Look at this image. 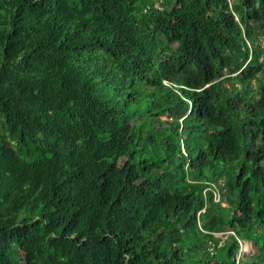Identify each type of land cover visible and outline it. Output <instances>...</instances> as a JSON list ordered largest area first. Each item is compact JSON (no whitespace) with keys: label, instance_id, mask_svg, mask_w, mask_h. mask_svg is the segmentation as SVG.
<instances>
[{"label":"trees","instance_id":"16d2710c","mask_svg":"<svg viewBox=\"0 0 264 264\" xmlns=\"http://www.w3.org/2000/svg\"><path fill=\"white\" fill-rule=\"evenodd\" d=\"M231 1L0 0V264H264V0Z\"/></svg>","mask_w":264,"mask_h":264},{"label":"rangeland","instance_id":"374dc122","mask_svg":"<svg viewBox=\"0 0 264 264\" xmlns=\"http://www.w3.org/2000/svg\"><path fill=\"white\" fill-rule=\"evenodd\" d=\"M232 1L230 0V3H231ZM263 46H264V43H263ZM162 120H166L164 117H162ZM168 120H170V119H168ZM225 233H219V234H217L218 236H222V235H224ZM254 251H255V248H254V246H253V244L252 243H248V242H244V243H242V251H241V253L240 254H243V253H245V252H247V253H249V254H253L254 253Z\"/></svg>","mask_w":264,"mask_h":264},{"label":"clouds","instance_id":"9594fccd","mask_svg":"<svg viewBox=\"0 0 264 264\" xmlns=\"http://www.w3.org/2000/svg\"><path fill=\"white\" fill-rule=\"evenodd\" d=\"M203 89H204V87H203ZM216 200H217V196H216ZM242 243H244V242H242ZM242 243H241L240 253H241V251H242ZM248 243H249V242H248ZM245 253H247V252H245Z\"/></svg>","mask_w":264,"mask_h":264}]
</instances>
